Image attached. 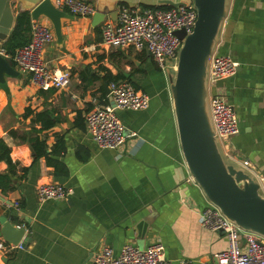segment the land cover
I'll list each match as a JSON object with an SVG mask.
<instances>
[{
    "label": "crops",
    "instance_id": "1",
    "mask_svg": "<svg viewBox=\"0 0 264 264\" xmlns=\"http://www.w3.org/2000/svg\"><path fill=\"white\" fill-rule=\"evenodd\" d=\"M31 1L12 0L15 17L23 10L30 14ZM89 1L104 13L103 20L69 12L73 17L62 19L61 42L54 36L43 50L50 68L69 72L66 87L38 89L15 67L16 74H5L0 83V137L10 147L12 161L27 168L25 173L17 171L12 189H0V216L24 226L28 237L22 247L0 249V264H90L104 245L118 253L127 242L143 248L156 240L163 243L171 264L213 260L228 247V240L223 232L199 223L208 199L192 180L182 153L167 71L160 70L146 50L101 43V25L116 19L118 5L158 7L160 0ZM216 51L230 55L238 68L214 86L207 83L206 104L209 107L217 91L233 106L239 132L225 140L227 150L235 156L233 162L239 165L247 159L264 175V0H227ZM148 58L160 72L144 64ZM99 66L122 74L125 79L119 80L128 78L149 96L145 109L118 110L126 136L115 149L97 146L85 124L88 110L110 100L102 79L89 82L87 72L81 79L85 68L98 71ZM149 73L153 77L148 78ZM28 106L33 113L47 111L55 120L38 133L49 156L34 159L29 144L9 133L14 129L35 135L31 128H41L32 121L33 114L23 116ZM7 171V163L0 160V173ZM50 182L64 184L71 194L38 200L36 185Z\"/></svg>",
    "mask_w": 264,
    "mask_h": 264
},
{
    "label": "built area",
    "instance_id": "2",
    "mask_svg": "<svg viewBox=\"0 0 264 264\" xmlns=\"http://www.w3.org/2000/svg\"><path fill=\"white\" fill-rule=\"evenodd\" d=\"M63 10L79 15L91 16L97 7L89 0H51ZM196 10L192 4H181L167 8L120 4L116 9V19H107L101 25V43L109 48H132L146 50L158 68L166 71L176 67L182 39L175 33L183 30L185 34L193 30ZM54 39L49 20L39 17L32 20L30 40L15 49L12 55L14 67L28 74L31 83L38 89L64 88L69 84L67 70L50 68L44 58V47ZM217 46V45H216ZM0 54L8 57L0 46ZM168 61L170 64H168ZM238 68V62L230 55L219 54L215 50L210 56L208 66V85L232 76ZM110 100L104 105L95 104L85 114V124L92 141L101 148H118L125 141L126 128L118 115V110H141L149 105V96L136 88L128 80L111 81L108 84ZM209 110L215 137L223 154L235 158L227 150L226 141L239 132L237 115L233 106L217 91L210 96ZM231 154V156H229ZM239 164L255 176L259 192L264 197V175L259 174L242 159ZM192 180L193 177L191 176ZM71 188L59 182L40 183L35 187L38 200L65 199L71 194ZM14 206L18 202L14 201ZM199 223L211 230H223L228 247L217 252L213 260L193 263L183 259L181 264H264V237L239 227L227 218L219 207L209 202L199 214ZM19 226V225H18ZM18 245H8L0 240V249L8 251ZM90 264H171L165 257L164 245L156 240L143 248L131 243L121 246L118 253L107 245L102 246L91 258Z\"/></svg>",
    "mask_w": 264,
    "mask_h": 264
},
{
    "label": "water",
    "instance_id": "3",
    "mask_svg": "<svg viewBox=\"0 0 264 264\" xmlns=\"http://www.w3.org/2000/svg\"><path fill=\"white\" fill-rule=\"evenodd\" d=\"M11 1L0 0V45L14 26ZM190 3L197 13L193 30L188 34L183 30L175 32L182 43L175 69L166 68L182 153L190 175L208 201L242 229L264 237V197L258 192L259 185L252 173L223 154L206 104L209 59L219 40L227 0H191L188 3L160 0L158 6L175 7ZM29 8L32 20L41 16L49 20L56 41L61 42L62 19L72 18L73 15L56 7L51 0H32ZM93 18L96 22L101 21L104 13L97 9ZM5 74L15 75L16 71L0 54V83ZM102 84L109 93L107 83L103 81ZM0 225L5 242L24 246L28 239L24 236V226L13 225L4 216H0ZM218 231L223 232L221 229Z\"/></svg>",
    "mask_w": 264,
    "mask_h": 264
},
{
    "label": "trees",
    "instance_id": "4",
    "mask_svg": "<svg viewBox=\"0 0 264 264\" xmlns=\"http://www.w3.org/2000/svg\"><path fill=\"white\" fill-rule=\"evenodd\" d=\"M148 7V6H144ZM162 8H167L169 6H158ZM30 14L28 10L19 11L15 17L14 26L6 38L1 43V47L3 48L4 52L8 55L6 57L11 65L14 67V62L12 60V55L16 48L21 45L26 44L30 40V27H31V20ZM85 72L88 73L89 78L88 81H96V80H103L106 83L110 81H116L119 79H125L122 74H113L110 69L105 66H99L98 71H89L88 68H85L81 71V79L84 80L86 78ZM128 80V78H127ZM102 90V94H104L103 87H100ZM33 114V122H40L41 128L37 129L35 127L31 128V132H35V135L32 133H19L17 130L11 129L9 133L18 138L20 141H25L29 144L33 151L34 159H37L40 156H49V152L47 151L46 142L44 139L39 138L38 133L41 129L51 127L55 120L50 117V114L47 111L35 112L28 106L25 108L23 112V116L27 117L28 115ZM0 160H4L8 165V171L6 173H0V189L2 191H6L13 188V182L15 179L13 178L17 175V171L25 173L27 170L26 167H18L17 163L13 162L10 157V147L4 142V140L0 137Z\"/></svg>",
    "mask_w": 264,
    "mask_h": 264
},
{
    "label": "rangeland",
    "instance_id": "5",
    "mask_svg": "<svg viewBox=\"0 0 264 264\" xmlns=\"http://www.w3.org/2000/svg\"><path fill=\"white\" fill-rule=\"evenodd\" d=\"M152 60H151V58L149 59H146L145 61H144V64H146V66L147 67H152V68H154V70H156V71H158L156 68H155V66H154V63H152L151 62ZM158 72H160V71H158ZM151 78V77H153V75H151V73H149L148 74V78ZM167 82L169 83L168 85H169V90H170V82L167 80ZM160 86H161V83H156V88H160ZM170 92H171V90H170ZM220 147V146H219ZM259 192V191H258ZM260 193V192H259Z\"/></svg>",
    "mask_w": 264,
    "mask_h": 264
}]
</instances>
